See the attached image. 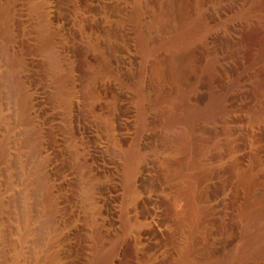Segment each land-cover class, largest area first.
Here are the masks:
<instances>
[{
	"label": "bare ground",
	"instance_id": "6f19581e",
	"mask_svg": "<svg viewBox=\"0 0 264 264\" xmlns=\"http://www.w3.org/2000/svg\"><path fill=\"white\" fill-rule=\"evenodd\" d=\"M134 2L135 9L131 16L137 26L135 27L137 42L134 46L126 49L127 51L125 50L126 66L128 64L133 65L132 63L137 58L144 62L147 59L149 60V58L150 60L153 58L152 60H155L153 72L155 73L158 87H156L158 92L155 98L151 99L146 93L143 80L140 78L137 83V98L135 96L139 106H137L139 116L134 114L136 110L133 111L131 107H126V112L122 111L124 114L120 115L117 113L120 116H117L119 119L116 121L115 119H110L108 109L101 99L103 90L100 85L96 86L95 84V78L100 76V82L103 80L101 75L105 77L109 73L112 77L110 70L112 63L101 52L99 47L101 45L96 43L84 44L68 50L69 52H65L64 49L62 50L57 45V41L52 50L53 55L51 53L55 63L54 66L57 67L54 68L60 73L59 78L56 76L58 80L55 82L59 84L57 88H59L61 100L63 99V105L65 103L72 109L75 105L74 96L80 93L79 100H81L82 104L81 108H79L81 109V114L87 118L96 119V121L104 124L105 127H111L112 129L111 134L105 135L106 139H104L106 141H101V145L98 146L99 149L103 150V153H106V155L105 153H102V155H109L102 164L103 170L114 176L119 161L122 158L126 161L124 183H126L127 192H125V196L123 195L125 198L122 202V206L125 205L123 207L128 210L127 212L125 210L126 213L124 215L126 218L124 222L125 233L128 234L130 230L132 235L133 230L131 231V229H134V224L133 226L131 224L132 218L128 220L126 217L132 211L131 207H129V210L127 205L131 201L133 202V198L137 196L139 188L137 189L135 186L134 176H136L135 172L139 164L142 165L141 161L145 160L146 153L145 150L143 151V147L139 148L137 146L128 151L126 150L125 153L123 147H125V141L131 135V131L136 133L135 140L141 138L146 131L148 127L146 126L148 124L146 120L147 112L150 105L154 110H161L162 122L160 124L167 133L171 134L174 140H172L174 142L172 145L170 138L165 136L166 138L163 141L165 147L154 149V154L158 155L161 162L160 165H163L167 170L165 172L168 173V181L181 180L183 182V187H180L181 189L173 198H165V200L170 199V202H167L169 203L168 213L170 218H164L165 216H162L161 211L163 208L158 207L157 203L158 206H154L156 204L151 203L155 208H152L151 213H149L150 211L147 213L149 215L146 216V220L152 226V233L156 234L157 232L158 235H160L159 233L167 234L162 235L165 238L167 236L168 242H173L176 232L183 230L184 238L180 244L181 246H179L180 253L176 259V264H264V78L259 74L262 69L260 68V71H258L255 68V66L260 67V65L256 64L257 61L263 59L264 51H261L260 44V51L254 47L257 52H251L249 57L246 56L249 52L245 50L244 39L246 37L245 34L249 33L246 31V26L251 17L249 19L248 13L244 12L246 14H243L242 11V16L234 19L232 12H230L232 10H223L222 8V11L216 17L211 16L209 12L212 11V7L214 8L217 3L219 4L218 0H135ZM146 2L147 4H145ZM251 27L254 26L252 25ZM254 28L256 29V26ZM196 35L200 37V43L198 44L193 42V37L196 38ZM250 35L248 34V39ZM52 40L49 41L53 43ZM218 41L226 44V52L222 53L217 48L216 43ZM258 41L260 43V40ZM9 43L13 44L14 42L11 41ZM10 46L8 45V48ZM16 48L18 49V47ZM18 54L20 55V53H16V50L11 49V55H8L11 59H9L10 73L12 74L10 75L15 79V86H17L19 91V96H17L20 116L28 118L24 122L29 121L27 125L31 127L30 130L32 129V133L29 134L33 136L32 139L36 140L40 156L45 148L42 146V134L40 135L37 130L40 131L42 127L40 128L37 125L40 128L37 129L38 127L36 128V124L32 119L34 114V111L32 112L34 109L31 108L32 100L25 91V86L28 84H25L22 75V61L25 59L21 60L22 56ZM122 63L125 64L123 61ZM131 65L129 66L131 67ZM23 66L25 67V64ZM120 66L123 65L121 64ZM124 66L121 68H124ZM253 68L255 69L253 70ZM77 73L90 76L93 78L92 82L95 81V83L80 84V82L77 84L75 81ZM105 89L104 91H106ZM116 90H118V87ZM108 91L106 92L107 94H109ZM115 93L113 95L116 97L118 93ZM78 97H76V102ZM125 97L128 96L126 95ZM119 98L120 94L117 99ZM113 99L115 98L111 100ZM115 100L114 103L116 102ZM122 101L124 103V98L121 103ZM111 105L114 107V104ZM119 108L121 107L119 106ZM83 115H81V118ZM134 115L140 118L138 120L139 123L137 122L139 127L137 124L134 126L136 123ZM133 126L138 127V130L135 131L136 128L133 130ZM109 128L108 130H110ZM107 132L109 133V131ZM133 144L135 143H132V146ZM96 151L99 150L97 149ZM1 154L4 155L3 153ZM41 157L43 158L42 165H49L50 156L49 159L45 156ZM40 167L42 169V166ZM140 172L138 174L144 173ZM43 174L44 177L41 175V178L43 177L45 180L46 185H43L47 188H45L47 190L45 191L48 192L47 209L48 212L51 210L55 211L53 210L55 206L53 203L54 195L52 196V188L50 189L51 186H49V183L51 184L49 182L51 176L44 172ZM146 176L150 177V175ZM93 178L95 177H92V181ZM144 182L146 183V181ZM136 184L138 186V182ZM111 189L113 194L110 196L116 202L121 195L118 193L119 184L115 180ZM160 201L163 202V200ZM147 204L149 205V203ZM114 206L117 207V205ZM175 206H178L179 210ZM116 210L111 211L114 212ZM121 215H123L122 212ZM142 217L145 218L144 214ZM120 218L116 220V223L123 219V217ZM136 220L139 219L134 221ZM105 221L106 219L104 218V222L101 223V229L98 232V237L100 236L99 238L102 239L103 251L100 249L101 252H99L98 256L96 255V264H114L117 258L120 257L122 238L127 235L122 232L124 234V236L121 235L122 238L118 236L114 239L115 237L113 238L112 236H115L116 233L112 234V230L115 228L111 230L112 226L107 223L111 226L112 236H110L107 231L109 227L106 228ZM112 221L114 222L113 219ZM136 222L134 223L136 224ZM114 224L112 223V225ZM116 225L119 226V224ZM137 231L138 233L140 232L139 230ZM151 231L144 235L141 234L138 239L131 238L124 242L119 264H136L139 260L142 261V255L146 254H142L141 248L144 251L145 249L143 248L152 244V239L157 236L156 234L152 238ZM100 239L98 240L99 242L101 241ZM139 243L142 244V247ZM235 245L236 247L234 248L233 246ZM225 250L227 251L225 252ZM141 261L139 263H142Z\"/></svg>",
	"mask_w": 264,
	"mask_h": 264
},
{
	"label": "rangeland",
	"instance_id": "374dc122",
	"mask_svg": "<svg viewBox=\"0 0 264 264\" xmlns=\"http://www.w3.org/2000/svg\"><path fill=\"white\" fill-rule=\"evenodd\" d=\"M134 1L135 0H0V154H4L0 155V264H96L97 256L103 249L102 239L99 238L100 236L98 237V232L101 229V223L104 222V218L106 219V228L109 227V230L107 229L109 235L112 236V234L116 233L115 236H112L113 238L115 237L114 239L118 236L122 238L124 234H127L125 233L126 229H124V222L126 219L124 215L128 210L123 207L125 205L122 206L126 194L125 192H127L126 183H124L126 178V161L123 160L124 158H122V156V160L119 161L120 165L118 164L114 176L108 171L105 172V170H103L102 164L109 155L107 154V156H105V152V155H102L103 150L99 149L98 146L101 145V141H106L105 135L108 136L111 134L112 129L111 127H105L104 124L100 121H96V119L87 118L81 114L80 108L82 103L81 100H79L80 93L74 96L75 105L73 108L76 106L74 109H70L65 103V106L63 105V99L61 100L62 97L59 93V88H57L59 84L55 82L58 80L60 73L54 68L56 66H54L55 63L52 57V50L57 43L65 52H69L68 50L75 49V47L84 44L96 43L101 45L99 46L101 52L104 53L108 61L112 63L110 68L112 77L108 73L106 74L107 77L106 75L105 77L101 75L103 79L101 81L102 83L100 82V76L95 78L96 83L95 81L93 82L96 86L100 85L103 90L101 93L103 97H101V99L108 109L107 111L110 119H115V121L119 119L117 116L120 117L119 114H124L127 110L126 107H131L133 111L136 110L134 114L139 116L136 98L138 92L137 83L140 81V78L143 80V85L149 98H155L158 87L155 80L156 76L153 72V65H155V60H152L153 58L151 60L149 58V60L147 59L148 61L146 60L145 62L137 58V60L132 63L133 65L128 64L126 66L127 62L124 57L127 51L126 49L134 46L137 42V32L135 30L137 26L131 16L135 9ZM218 2L219 4L217 3L216 7L214 6V8H211L212 11L209 10L211 16L216 17L217 14H220L222 9H227L229 11L232 10L230 12H232L231 14L234 19L241 17L243 11V14L248 13L249 19L251 17L253 20V22L251 19V21L248 20L249 24L247 23L246 26V31L249 32L245 34L246 37L244 39L245 50L249 52H247L249 55L246 54V56L249 57L251 52L256 53V49H258V51L261 49L263 52L264 0H218ZM232 2L235 3L233 4ZM237 2L238 4H236ZM145 4H147V2ZM239 4H243V7ZM218 9L221 10L219 11ZM252 25L254 27L256 26V29L251 27ZM248 34H251V38L249 36L250 40L248 39ZM53 37L56 40H54ZM199 38V35L198 37L196 35V38L193 37V42H196V44L200 43ZM49 40H52L53 43ZM258 40H260V43H258ZM11 41L14 43H9ZM217 43V48H219L222 53L226 52V44L222 41H218ZM255 44L258 45L255 46ZM260 44L261 47L263 46L262 48ZM8 45H11L9 47L10 51ZM16 47H18V49ZM251 48H253V51ZM11 49L16 50V53H20V55H18L22 56L21 60L25 59L22 61V75L25 84H28V87L25 86V91L32 100L31 108L34 109L32 110V112L34 111L32 119L36 124V128L38 127L37 125H39L40 128L42 127L41 129L39 127L37 128L40 129V131H37L40 135L42 134V146L45 148L40 156V152L36 146L37 142L34 138L32 139L33 136L29 134L32 133V129L30 130L31 127L27 125L29 121L24 122V120H28V118L20 116L18 100L19 91L17 90V86H15V79H13L10 73L9 61L11 59L8 55H11ZM263 59L257 61L256 65H260V67L258 66V68L255 66V68H257L258 71H260V68L262 69L259 74L264 78ZM122 61L126 63L123 64ZM24 64L25 67L23 66ZM121 64L123 66L125 65L124 68H121L123 67L120 66ZM129 65H131V67ZM113 67L114 69H112ZM255 68H253V70ZM56 76H58V78ZM75 76L77 77H75L77 84L80 82V84L90 83L93 80L90 76H85V74L82 75L81 73H77ZM117 87L118 90H116ZM104 89L106 91H104ZM107 91L109 94L106 93ZM114 92L118 93V95L120 94V98L123 95L124 97L117 99L118 95L115 93V97L113 95ZM126 95L128 97H125ZM77 96H79L77 99L79 106L76 102ZM112 98L116 100H111ZM123 98L126 101L125 105L128 104L129 106L124 105L125 101L121 103ZM114 100L116 101L115 103ZM111 104L117 107L114 109ZM122 104L124 105L123 108ZM119 106L121 108H119ZM148 108H152L153 110L148 109L146 120L149 125H146L148 126L146 131L141 138H139L140 140H135L134 137H136V133L131 131V135L134 134L132 138L131 135H129V138L126 140L127 142L125 141V147H123L125 153L126 150L128 151L133 147H143L142 149L143 151L145 150L146 158L141 161L142 165L139 164V166L141 165L142 168L140 166L139 169L138 166V171L136 170V176H134L135 186L137 189L139 188L136 194L137 196L135 197L137 202L135 198H133V202L131 201L129 203L130 205H127L128 209L131 207L130 209L132 211L129 212L126 217L128 220L132 218L131 224L132 226L134 224V229H131V231L133 230L134 233L132 232L131 235L129 230V233L122 238L121 245L123 246L120 245L122 249H120V257L118 256L119 258L116 260L117 264L120 263L124 242L127 241V239H138L141 234L144 235L148 231H151L152 226L146 220V216L149 215L147 214L149 211V213H151L152 208H155L153 204L157 203L159 206L157 204L154 206L163 208L159 209L162 211V216H165L164 218H170V214L168 213L169 203L167 202H170L169 200L183 187V182L181 180L168 181V173L165 172L167 170L163 165H160L161 162L158 155L154 154V149L165 147L163 141L166 137L170 138L171 142L173 137L170 133H167L160 124L162 122L161 110H154L150 105ZM81 115H83L82 118ZM135 117L136 123L134 122V126L137 124L139 127L138 120H140V118L137 116ZM134 126L133 130L136 128L135 131H137L138 127ZM106 128L107 130H105ZM108 128L110 130H108ZM107 131H109V133ZM133 138L134 140H132ZM31 139L34 140L35 143ZM132 143L135 144L132 146ZM173 144L174 142H172V145ZM97 149L99 151H96ZM4 150L6 153L3 152ZM41 156L48 157V159L50 156L49 160L51 163L49 162L47 166L42 165L43 158ZM39 165L42 166V169ZM144 170L146 171L144 172ZM43 172L51 176L49 180L51 184L49 183V186H51L50 189L52 188L51 194L53 193L52 196L54 195L53 203L55 205L53 207L55 211L51 210L52 212H48L46 205L48 192H46L47 188L44 186L46 184L43 179ZM139 172H144V175L138 174ZM41 175L43 176L42 178ZM146 175H150V177ZM91 176L95 178L98 177L96 180L93 178L92 181ZM137 176L139 177L137 178ZM114 180L119 184L118 193L121 195H119L120 197L116 202L111 198L113 194L111 187ZM144 181H146V183ZM136 182H138V186ZM141 186L142 188L140 189ZM147 196L150 200L147 199ZM165 198L170 199L165 200ZM160 200H163V202ZM147 203H149L150 206ZM114 205H117V207ZM112 207L113 209H111ZM119 207L122 208L120 209ZM175 207L179 210L178 206ZM115 209H117V212H112ZM115 212L117 215L120 213V215H115ZM121 212L123 215H121ZM136 212L138 213L136 214ZM143 214L145 218L142 217ZM119 216H122L124 220ZM119 218L121 220L116 223V220ZM112 219L115 224H119V226H115ZM135 219L139 220H136V222L134 221ZM111 221L114 225H112ZM139 221H141L140 224H138ZM145 221L147 224H145ZM134 222H136L137 225ZM107 223H110L112 228ZM110 228L111 230L115 228L112 230L113 233ZM135 229L136 231H134ZM137 230L140 232L138 233ZM182 233L183 230L177 231L175 242H168L166 239L167 236L166 238L163 236L167 234L159 233L160 235H158L156 232V236V234L151 231V237L153 238L156 236L157 238L155 237L156 239H152V244L148 245V248H143L146 251L142 250V244L139 243V245H141L142 254L146 255H144L145 257L142 255L144 260H139L136 264L140 261L142 263L139 264H176V259L180 253L179 246H181L180 244L184 238ZM99 239L101 240L100 242L98 241ZM99 245L102 246L100 247ZM233 247L235 248L236 245ZM226 251L227 250H225V252ZM116 261L114 264H116Z\"/></svg>",
	"mask_w": 264,
	"mask_h": 264
}]
</instances>
